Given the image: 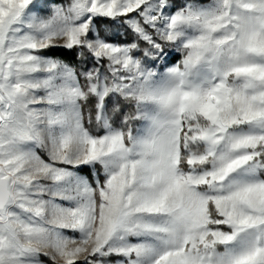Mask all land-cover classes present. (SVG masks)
Here are the masks:
<instances>
[{"label":"snow or ice","instance_id":"obj_1","mask_svg":"<svg viewBox=\"0 0 264 264\" xmlns=\"http://www.w3.org/2000/svg\"><path fill=\"white\" fill-rule=\"evenodd\" d=\"M0 264H264V0H0Z\"/></svg>","mask_w":264,"mask_h":264}]
</instances>
